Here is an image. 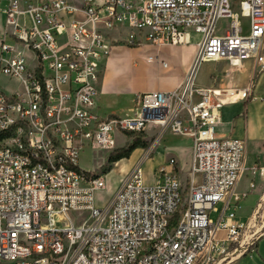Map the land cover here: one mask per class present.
<instances>
[{"label": "built area", "instance_id": "obj_1", "mask_svg": "<svg viewBox=\"0 0 264 264\" xmlns=\"http://www.w3.org/2000/svg\"><path fill=\"white\" fill-rule=\"evenodd\" d=\"M3 1L0 75L18 88L0 91V264H229L249 252L263 236L224 248L242 229L228 223L227 198L245 170V144L216 136L224 105L249 88L195 87L193 77L208 62L264 71V0ZM120 27L129 45L184 44L190 29L197 50L177 89L137 95L132 117H99L101 63L119 41L106 31ZM145 61L167 68L157 55ZM169 132L191 138L187 162L169 158L144 183L141 164ZM137 140L150 144L97 207L105 182L79 168L80 152L108 157Z\"/></svg>", "mask_w": 264, "mask_h": 264}, {"label": "rangeland", "instance_id": "obj_2", "mask_svg": "<svg viewBox=\"0 0 264 264\" xmlns=\"http://www.w3.org/2000/svg\"><path fill=\"white\" fill-rule=\"evenodd\" d=\"M186 31L190 35L189 41L191 43L187 46L184 45L185 47L182 49L172 50L174 55L171 58V61H169L170 65L180 64L183 55L187 52H192L194 49L193 44L197 41L198 36L190 29ZM118 32L120 33V37H118ZM125 32V27H120L119 30L111 29L106 31L107 42L113 41L117 38L119 41L116 44V47H124V49L115 48L111 51L107 58L111 57L113 61L109 70V76L114 90L118 92L117 103L119 106H127L128 108H131L132 104H130V95L145 88L152 89L156 87L159 69L156 64H146L144 62L143 54L149 51L151 46L143 42L142 44H136L135 47H132L122 41ZM163 51L165 56L166 53L171 50L163 49ZM262 53H264V43ZM133 64L135 65L133 66ZM250 66L251 62H248L244 70L249 72ZM228 70L229 67L225 62L201 63L196 70L194 86L201 88L209 87L213 81L216 83L221 81L223 79L222 76H226ZM245 74L246 73L234 72V74L230 76V80H233L235 83L240 82ZM257 74L258 73H253L252 75L251 79L253 83L256 80ZM17 85L18 83L16 81L0 75V91L10 94L18 88ZM111 102L116 101L112 100ZM118 115H124V113H118ZM226 132V129H218L216 131V136L219 138L226 137ZM185 139L186 137L176 136L169 132L160 139L157 144V148H165L166 150L172 147H182L185 146V142L187 143ZM137 141L145 142L146 146L139 148L141 150L135 152L130 159L119 161L116 166H114V163H108V157L103 151L86 147L80 152L78 157L79 168L84 171L94 173L97 176H101L105 182L104 188L95 194V203L97 207L101 208L111 200L113 194L119 188L123 179L132 170H130L129 167L141 159L143 152L150 144V140ZM165 150L161 152L159 150L153 152L149 159L142 162L141 172L144 183L152 184L154 182L153 173L159 169L158 167L160 166V162H164L165 160L167 161L170 157H172L173 152L171 150ZM261 169L264 168L259 164L255 162L251 163V155L248 150L245 161V175L240 180L239 186L235 192L236 194H240V198L237 202H235L233 195L230 202L229 200L227 201L230 208L232 207L235 212L233 219L235 221H233L232 224L241 225L242 229L236 239L231 242L229 240V242L225 243V252H231V250H233V248H235L238 244L245 247L247 242L246 239L251 237L254 233H256V237H264V174L261 175ZM257 197H260V200H257ZM240 206L241 208L239 209L238 207ZM216 207L220 211L223 208V204L219 203ZM228 213L229 212L227 211L225 215L227 216ZM248 216V219L240 220L241 218ZM70 217L74 218L75 216L71 215ZM210 217L213 220H216L218 213H211ZM66 223L67 221L63 222V224ZM226 234L227 231L223 230L219 233V236L220 238H225ZM223 264L227 263L223 262Z\"/></svg>", "mask_w": 264, "mask_h": 264}, {"label": "crops", "instance_id": "obj_3", "mask_svg": "<svg viewBox=\"0 0 264 264\" xmlns=\"http://www.w3.org/2000/svg\"><path fill=\"white\" fill-rule=\"evenodd\" d=\"M32 3H41L43 1H50V0H28ZM73 3H78L79 0H68ZM5 7V3L3 0H0V29L3 24L4 16L3 10ZM187 32V31H186ZM189 33L186 34V41L184 44L179 45H171L169 42L161 41L157 45H150L151 49L145 52L143 55L144 62L149 64L145 61V57L149 54L157 55L160 61H164L167 64V68H163L161 63H153L158 65V75H157V86L152 89H142L138 92H135L130 95V104H132L131 108L127 106H119L118 102V92H116L111 84V79L109 76V70L113 64V61L110 58H106L102 61L101 67V75L96 84V98H95V113L99 117H107V116H120V117H132L134 116V99L137 95L147 93V92H154V91H162L168 92L177 89L180 85L183 84L185 81L194 61V57L196 54V43L193 44V51L187 52L181 58V63L177 65H170L169 61L173 57L174 53L172 50L175 49H182L185 46L189 45L191 42L189 41ZM185 45V46H184ZM124 49L123 46H117L116 49ZM163 49H169L170 52H167L164 56ZM19 51L25 56L26 61H30L31 54L24 49H19ZM248 63V62H247ZM245 63L240 69H231L227 71L226 76H222V80L219 82L213 81L210 86L220 87L222 89H231L237 90L243 94V91L249 88L248 93H246L245 97H240L239 101L232 103V104H225L222 111H221V125L218 129H226V137L240 139L245 144V161L247 157V151L249 150V154L251 155V163L255 162L259 164L261 167L264 168V71L260 72L256 76V80L252 82V63L249 67V72H246ZM135 64H133L134 66ZM228 66V65H227ZM229 67V66H228ZM234 72H241L246 73L243 79L240 82H234L230 80V76L234 74ZM193 78V83H194ZM225 81V82H224ZM205 88V87H204ZM249 99V102L244 105V102ZM116 102H111V101ZM118 113H124V115H118ZM217 129V130H218ZM181 137H186L185 146L182 147H172L166 150L172 151V157L176 159L178 162V168H183L185 162L191 152L192 141L191 138L188 136L176 135ZM219 138V137H218ZM224 138V137H223ZM184 141V140H183ZM182 141V142H183ZM141 149H136L132 155ZM159 150L164 151L165 148H154L153 152ZM165 150V151H166ZM142 157V156H141ZM170 157V158H172ZM180 161H179V160ZM125 160V159H123ZM122 161V160H120ZM136 163V162H135ZM135 163L129 167L131 170ZM182 163V164H181ZM118 162L114 166H116ZM160 166L158 168L164 167L166 165V160L163 162L161 161ZM238 183V182H237ZM237 185V184H236ZM239 186V185H238ZM237 186V187H238ZM237 187H234L232 193L228 196L227 201L231 200L232 196L234 197V201H238L240 198V194H236ZM264 197V195H263ZM246 199V198H244ZM242 199V200H244ZM257 200H260V197H257ZM224 207V204H223ZM239 209L241 208L238 207ZM223 209V208H222ZM251 212V211H250ZM248 217L241 218L248 219ZM232 221H228L229 224H232ZM252 222V221H251ZM229 264H264V237L257 239L250 248V251L245 253L244 255L234 259Z\"/></svg>", "mask_w": 264, "mask_h": 264}, {"label": "trees", "instance_id": "obj_4", "mask_svg": "<svg viewBox=\"0 0 264 264\" xmlns=\"http://www.w3.org/2000/svg\"><path fill=\"white\" fill-rule=\"evenodd\" d=\"M132 47H135V45H131ZM249 102V99H247L244 102V105H246ZM146 146L145 142H138L135 141L132 145H130L128 148L126 149H121V150H116L113 153H111L108 156V163H117L120 160L123 159H129V157L131 156V154L138 148H143ZM94 177H97V175H94Z\"/></svg>", "mask_w": 264, "mask_h": 264}, {"label": "bare ground", "instance_id": "obj_5", "mask_svg": "<svg viewBox=\"0 0 264 264\" xmlns=\"http://www.w3.org/2000/svg\"><path fill=\"white\" fill-rule=\"evenodd\" d=\"M196 70H197V68L195 69V71H194V77H195V74H196ZM193 77V78H194ZM245 175V170L242 172V174H241V176H240V178L238 179V183H236L237 185H235V187H237L238 185H239V182H240V180L242 179V177Z\"/></svg>", "mask_w": 264, "mask_h": 264}]
</instances>
